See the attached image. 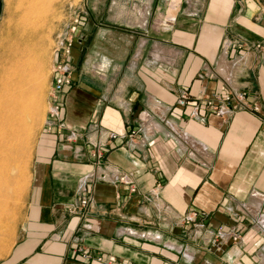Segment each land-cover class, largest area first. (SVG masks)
I'll return each mask as SVG.
<instances>
[{
    "label": "crops",
    "instance_id": "obj_1",
    "mask_svg": "<svg viewBox=\"0 0 264 264\" xmlns=\"http://www.w3.org/2000/svg\"><path fill=\"white\" fill-rule=\"evenodd\" d=\"M85 6L92 34L39 133L22 237L0 264H264V7Z\"/></svg>",
    "mask_w": 264,
    "mask_h": 264
},
{
    "label": "rangeland",
    "instance_id": "obj_2",
    "mask_svg": "<svg viewBox=\"0 0 264 264\" xmlns=\"http://www.w3.org/2000/svg\"><path fill=\"white\" fill-rule=\"evenodd\" d=\"M254 1L264 7V0ZM85 3L86 0H0V139L7 143L3 162L10 170V187L14 191L8 199V229L0 224V260L22 237L34 182L35 146L48 116L56 49L60 40L69 36L75 17L79 20L77 34L87 38L82 46L92 34L91 10ZM76 45L77 42L72 50ZM4 199L0 193L1 204ZM3 210L0 205V213Z\"/></svg>",
    "mask_w": 264,
    "mask_h": 264
},
{
    "label": "built area",
    "instance_id": "obj_3",
    "mask_svg": "<svg viewBox=\"0 0 264 264\" xmlns=\"http://www.w3.org/2000/svg\"><path fill=\"white\" fill-rule=\"evenodd\" d=\"M78 17H75L72 21V25L69 26V36H64L56 49L57 53L55 55V60L53 62L52 74H51V86L49 89V105H48V117L49 118H58L60 114V104H61V95L66 86L72 84L73 79H71V73L73 70L72 65V48L74 44H81L83 41V37L78 35ZM264 44V43H263ZM264 47V45H263ZM243 97L242 92L233 91L227 96L221 98L224 103L229 104L231 99L240 100ZM218 98V95L212 96V98L207 99L206 106L210 109L213 114H222L224 110L221 106L214 102V100ZM187 99L186 96H183L178 100L179 103H183ZM50 126V124H49ZM92 156L95 159V162L100 164L102 153L99 149H95L92 151ZM98 177L104 178L102 173L98 174ZM118 180H124L126 178L125 175H120L117 177ZM131 190H134L131 187ZM87 199H82L81 204H86ZM237 236L234 237V239ZM83 257H88L87 253L84 252L82 254Z\"/></svg>",
    "mask_w": 264,
    "mask_h": 264
},
{
    "label": "bare ground",
    "instance_id": "obj_4",
    "mask_svg": "<svg viewBox=\"0 0 264 264\" xmlns=\"http://www.w3.org/2000/svg\"><path fill=\"white\" fill-rule=\"evenodd\" d=\"M11 132V131H10ZM4 140L1 138L0 139V193L1 195H3V197L5 198L0 205H3L5 210H3L0 213V224L2 226H5L6 230L8 229V224L10 221V218H7V213H8V209L10 208L9 203H8V199L12 198V193H14V191L12 190V187H10L12 180V176H9L10 170L9 172L6 170V166L3 162V158H4V150L5 147L7 146V143L4 144ZM14 151V150H13ZM12 152V151H11ZM6 216V218L4 217Z\"/></svg>",
    "mask_w": 264,
    "mask_h": 264
},
{
    "label": "water",
    "instance_id": "obj_5",
    "mask_svg": "<svg viewBox=\"0 0 264 264\" xmlns=\"http://www.w3.org/2000/svg\"><path fill=\"white\" fill-rule=\"evenodd\" d=\"M0 12H1V10H0Z\"/></svg>",
    "mask_w": 264,
    "mask_h": 264
}]
</instances>
